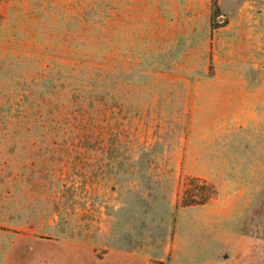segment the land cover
Returning a JSON list of instances; mask_svg holds the SVG:
<instances>
[{"label":"rangeland","instance_id":"obj_1","mask_svg":"<svg viewBox=\"0 0 264 264\" xmlns=\"http://www.w3.org/2000/svg\"><path fill=\"white\" fill-rule=\"evenodd\" d=\"M28 235L264 249V0H0V264Z\"/></svg>","mask_w":264,"mask_h":264},{"label":"crops","instance_id":"obj_2","mask_svg":"<svg viewBox=\"0 0 264 264\" xmlns=\"http://www.w3.org/2000/svg\"><path fill=\"white\" fill-rule=\"evenodd\" d=\"M21 241L24 243L18 249V244L13 245L9 258L1 264H154L146 257L122 251L97 258L88 246L63 240L28 235ZM262 252L264 249L254 244H202L185 255V264H264V257L257 255ZM177 259L171 264H178Z\"/></svg>","mask_w":264,"mask_h":264},{"label":"trees","instance_id":"obj_3","mask_svg":"<svg viewBox=\"0 0 264 264\" xmlns=\"http://www.w3.org/2000/svg\"><path fill=\"white\" fill-rule=\"evenodd\" d=\"M214 1H215V0H214ZM190 182H192V183H197V182H199V180L193 178V179H190ZM195 186H196V185H195ZM202 188L206 190V187H202ZM189 190H190V189L187 190L186 197H187V199H188L189 195H191V196H190V199H189V200H186V198H185L184 201H183V204H184V206H186V207H188V206L203 205V204H205L206 202H208L209 199L211 198L210 195H206V194L204 195V197H200V196L194 195V192H196V191H194V189H191V190H192L191 192H192L193 194H190V191H189ZM202 196H203V195H202Z\"/></svg>","mask_w":264,"mask_h":264}]
</instances>
